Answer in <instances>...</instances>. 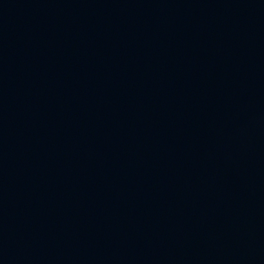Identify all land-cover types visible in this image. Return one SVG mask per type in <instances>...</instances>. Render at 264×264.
I'll use <instances>...</instances> for the list:
<instances>
[{
	"label": "water",
	"instance_id": "95a60500",
	"mask_svg": "<svg viewBox=\"0 0 264 264\" xmlns=\"http://www.w3.org/2000/svg\"><path fill=\"white\" fill-rule=\"evenodd\" d=\"M0 264H264V0H0Z\"/></svg>",
	"mask_w": 264,
	"mask_h": 264
}]
</instances>
